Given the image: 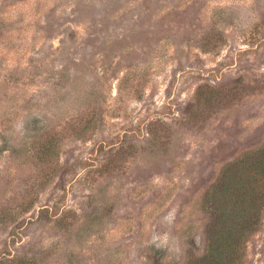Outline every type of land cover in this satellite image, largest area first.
<instances>
[{
  "label": "rangeland",
  "instance_id": "obj_1",
  "mask_svg": "<svg viewBox=\"0 0 264 264\" xmlns=\"http://www.w3.org/2000/svg\"><path fill=\"white\" fill-rule=\"evenodd\" d=\"M263 145L264 0H0V264H185Z\"/></svg>",
  "mask_w": 264,
  "mask_h": 264
},
{
  "label": "trees",
  "instance_id": "obj_2",
  "mask_svg": "<svg viewBox=\"0 0 264 264\" xmlns=\"http://www.w3.org/2000/svg\"><path fill=\"white\" fill-rule=\"evenodd\" d=\"M209 202L204 251L192 252L185 264H244L246 243L262 223L264 145L223 167Z\"/></svg>",
  "mask_w": 264,
  "mask_h": 264
}]
</instances>
